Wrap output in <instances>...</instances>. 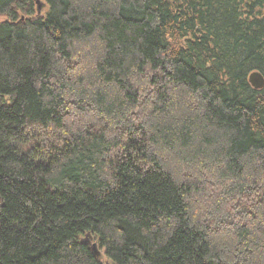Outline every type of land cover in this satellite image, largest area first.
<instances>
[{"label": "trees", "instance_id": "obj_1", "mask_svg": "<svg viewBox=\"0 0 264 264\" xmlns=\"http://www.w3.org/2000/svg\"><path fill=\"white\" fill-rule=\"evenodd\" d=\"M39 1L0 0V264H264V0Z\"/></svg>", "mask_w": 264, "mask_h": 264}, {"label": "water", "instance_id": "obj_2", "mask_svg": "<svg viewBox=\"0 0 264 264\" xmlns=\"http://www.w3.org/2000/svg\"><path fill=\"white\" fill-rule=\"evenodd\" d=\"M40 1L38 0V4L40 5ZM249 82L255 89L264 88V76L260 71H253L249 75ZM93 249L97 251V244H93Z\"/></svg>", "mask_w": 264, "mask_h": 264}, {"label": "rangeland", "instance_id": "obj_3", "mask_svg": "<svg viewBox=\"0 0 264 264\" xmlns=\"http://www.w3.org/2000/svg\"><path fill=\"white\" fill-rule=\"evenodd\" d=\"M41 2H42V1H41ZM46 9H47V7L44 6L42 12H44ZM101 261H103V263H106V262H107V258H106V256H104V252H103V251H102V258H101ZM106 264H107V263H106Z\"/></svg>", "mask_w": 264, "mask_h": 264}]
</instances>
